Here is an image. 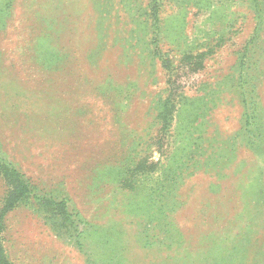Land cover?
I'll use <instances>...</instances> for the list:
<instances>
[{
	"label": "rangeland",
	"instance_id": "obj_1",
	"mask_svg": "<svg viewBox=\"0 0 264 264\" xmlns=\"http://www.w3.org/2000/svg\"><path fill=\"white\" fill-rule=\"evenodd\" d=\"M0 264H264V0H0Z\"/></svg>",
	"mask_w": 264,
	"mask_h": 264
},
{
	"label": "trees",
	"instance_id": "obj_2",
	"mask_svg": "<svg viewBox=\"0 0 264 264\" xmlns=\"http://www.w3.org/2000/svg\"><path fill=\"white\" fill-rule=\"evenodd\" d=\"M253 114L252 115H248V119H247V125L250 126L251 124H253ZM19 188V191L22 192V193H26L27 190L23 187V185L19 184L18 186Z\"/></svg>",
	"mask_w": 264,
	"mask_h": 264
}]
</instances>
